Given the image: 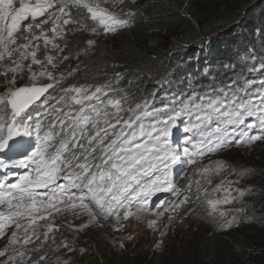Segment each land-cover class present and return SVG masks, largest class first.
<instances>
[{"label": "snow or ice", "instance_id": "snow-or-ice-1", "mask_svg": "<svg viewBox=\"0 0 264 264\" xmlns=\"http://www.w3.org/2000/svg\"><path fill=\"white\" fill-rule=\"evenodd\" d=\"M162 6L191 19L186 4ZM155 7L148 0H0V264H49V253L61 250L82 257L89 247H77L78 234L93 225L124 232L130 220L146 222L159 229L155 252L178 222L201 210L216 231L257 219L247 199L264 194V185L249 182L257 168L213 157L264 143V56L238 54L224 73L205 67L159 107L155 92L140 89L139 68L85 63L104 54L101 39L150 23ZM178 123L182 139L173 138ZM174 168L185 173L183 184ZM161 192L172 198L153 205ZM58 216L87 219L56 224ZM62 227L74 233L71 241L57 242ZM134 239L110 243L124 250L122 241ZM51 264L75 261L56 256Z\"/></svg>", "mask_w": 264, "mask_h": 264}, {"label": "trees", "instance_id": "trees-1", "mask_svg": "<svg viewBox=\"0 0 264 264\" xmlns=\"http://www.w3.org/2000/svg\"><path fill=\"white\" fill-rule=\"evenodd\" d=\"M148 2L157 5L148 9L150 23L138 22L132 31L121 34L115 40L106 38L111 43L98 50L104 54L84 60L90 67L99 62L106 63L109 68L113 63L127 64L131 71L139 68V87L144 94L155 92L156 104L185 90L188 81L193 76L198 77L205 67L214 73H224V65L238 63V54L253 52L264 56L261 54L264 51V0ZM167 3L186 4L182 12H187L191 19L162 6ZM233 21H242L243 26H237ZM153 27L159 31L150 32ZM178 37L182 38L179 40L182 47L179 48L176 47ZM149 41L153 43L149 44ZM114 44L117 45L115 48ZM117 70L123 71L122 68ZM261 146L257 144L254 149ZM257 180L260 189L264 185V174L258 176ZM254 207L261 215L256 222L227 233H216L209 227H200L202 239L199 244L196 240H199L197 236L200 232L191 227L184 232L193 233V236L182 232L179 250L163 255L153 264H264V194L254 195ZM64 221L60 219L55 222L63 224ZM73 235L62 227L56 234L57 242ZM78 238H81L83 247H89V253L96 249L95 243L93 249V243L83 244L88 241L86 234L78 235ZM63 251L50 252L49 263L54 261L52 258L55 255H62ZM91 253L82 257L76 254L75 257L81 264H110L111 258L106 253ZM111 264L124 263L120 259H113Z\"/></svg>", "mask_w": 264, "mask_h": 264}, {"label": "rangeland", "instance_id": "rangeland-1", "mask_svg": "<svg viewBox=\"0 0 264 264\" xmlns=\"http://www.w3.org/2000/svg\"><path fill=\"white\" fill-rule=\"evenodd\" d=\"M99 43H100V46H106L107 44L111 42L105 39H101ZM0 80H2V77H0ZM224 157H230L234 160H239L241 162H248L251 165L255 166L258 170V174L253 179H251L249 182L253 183L255 186L258 185L256 178H258V176L261 175L259 174V169L262 166H264V143H262V146L259 149H253L251 151L248 148H233L230 151L223 153L222 156L217 157V158H224ZM217 158H214V159H217ZM247 199L249 201V198ZM152 210H150L148 213L145 214L147 219L153 218ZM57 218L59 220L67 219L74 225H79L80 223H82L83 221L87 219V217H82L80 219H74L71 216H67V217L58 216ZM188 221L192 222L191 224H192V228L194 229V231L197 230V233L200 232L197 236L199 240H196V242L199 244L202 239V232H201L202 229H200L199 226H201L202 228H207V227L203 226L198 219H196L194 222L191 221V219ZM164 222L165 221H162L161 228H163ZM55 223L59 224L58 222H55ZM186 228L181 227V225L178 224L177 227L170 230L168 235L164 237L165 242L161 246L162 250L155 251V252L153 251V248L156 242L160 239L159 229H157L155 232L148 230L146 228V222L137 223L135 220H130L128 222V227L126 231L124 232H115L108 225L102 228H97L95 225H93L78 235L81 236V235L86 234V236L88 237V241H84L83 244L86 245L89 243L90 244L93 243L92 249L94 248V243L96 245V249L92 251V253L90 252L91 255L94 254L95 252H100V254L106 253L107 256L111 258L110 264L113 262V259L117 261L118 259H120V262L123 261L124 264H135V263L153 264L154 261L161 258L163 255H169L171 252H174L180 249V243H181L180 241L182 240V232L185 234H189L188 232H184L186 231ZM122 235L123 236L132 235L135 239L122 241L125 245L124 250L113 249L110 243L111 237L113 236L119 237ZM189 236H193V233H190ZM71 239L72 238L69 236L68 240L71 241ZM80 239L81 238H78L77 247H83ZM4 243L5 241L0 240V246H2ZM75 255L76 253L68 254V256H71L72 260L75 261V264H81L80 262H78V257H75ZM56 256H61L62 259L68 258V256L57 254L52 259L55 260ZM99 259L101 261V258Z\"/></svg>", "mask_w": 264, "mask_h": 264}, {"label": "clouds", "instance_id": "clouds-1", "mask_svg": "<svg viewBox=\"0 0 264 264\" xmlns=\"http://www.w3.org/2000/svg\"><path fill=\"white\" fill-rule=\"evenodd\" d=\"M261 54H263L264 55V51L261 53ZM258 58L259 57H262V56H258L257 54H255ZM238 70V69H237ZM261 78L260 76H259V74H256V75H254V77L253 76H250V78ZM257 144H262V143H257ZM256 144V145H257ZM231 149H233V148H231ZM231 149H227L225 152H223V153H226V152H228V151H230ZM223 153H221L220 154V156H222L223 155ZM220 156H214L213 158H217V157H220ZM207 161H204V163H206ZM190 170V169H189ZM184 177H185V175L182 177V179L180 180V182L179 183H181V184H183L184 183ZM256 181L258 182V180H257V178H256ZM258 187H259V182H258V185L256 186V188L258 189ZM258 195V194H257ZM168 198H172L171 196H169ZM249 198V203L250 204H252L253 202H254V196H250V197H248ZM163 200H167V199H163ZM158 202L159 201H155V200H152V204L153 205H155V204H158ZM250 210H251V208H250ZM256 216H257V219L255 220V221H249V222H246V223H242L239 227H244V226H248L250 223H252V222H256L257 220H258V218H260V213L256 210ZM198 219L199 221H200V223L203 225V226H205V227H209L212 231H214V232H216V233H227V232H230L231 230H228V231H216L215 230V225L214 224H212L211 223V221L210 220H208V219H206V218H204V215H203V212H202V210H201V213H200V215L199 216H193V217H191L190 219H191V221H195L196 219ZM190 219H187L186 220V222L184 223V224H180L181 225V227H184V228H186V231L188 230V229H190L191 227H192V222H189L188 220H190ZM57 220H59L58 218H56V220L55 221H57ZM199 227H201V226H199ZM239 227H236V228H239ZM202 228V227H201ZM236 228H234V229H236ZM203 229V228H202Z\"/></svg>", "mask_w": 264, "mask_h": 264}]
</instances>
